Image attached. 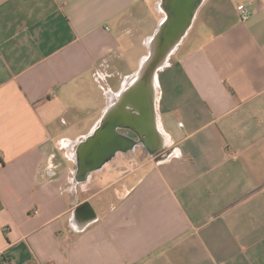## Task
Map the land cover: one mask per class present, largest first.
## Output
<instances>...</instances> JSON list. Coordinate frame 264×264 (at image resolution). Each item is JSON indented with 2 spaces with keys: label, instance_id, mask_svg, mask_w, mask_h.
Segmentation results:
<instances>
[{
  "label": "crops",
  "instance_id": "obj_1",
  "mask_svg": "<svg viewBox=\"0 0 264 264\" xmlns=\"http://www.w3.org/2000/svg\"><path fill=\"white\" fill-rule=\"evenodd\" d=\"M149 1L0 0V264H264V0H203L156 73L158 151L75 180Z\"/></svg>",
  "mask_w": 264,
  "mask_h": 264
},
{
  "label": "water",
  "instance_id": "obj_2",
  "mask_svg": "<svg viewBox=\"0 0 264 264\" xmlns=\"http://www.w3.org/2000/svg\"><path fill=\"white\" fill-rule=\"evenodd\" d=\"M203 0H159L163 16L147 40V54L125 81L114 102L110 103L96 128L80 142L76 150L77 182L89 172L102 168L112 158L143 145L154 155L159 148L153 143L155 122V78L192 24ZM120 129L133 133L125 134ZM80 210H83L80 214ZM85 210V211H84ZM77 212L95 217L85 202Z\"/></svg>",
  "mask_w": 264,
  "mask_h": 264
},
{
  "label": "rangeland",
  "instance_id": "obj_3",
  "mask_svg": "<svg viewBox=\"0 0 264 264\" xmlns=\"http://www.w3.org/2000/svg\"><path fill=\"white\" fill-rule=\"evenodd\" d=\"M158 1L159 0H150L149 3V9L147 11L143 12V17H137L136 20H133L132 22H127L124 24L125 29L127 30L125 32V36L129 37H137V40L134 42H131L129 45H133V49H130L129 47H124L123 51L132 54L134 57L137 55L143 54V57L146 56V47L144 46L147 43L148 38L152 35V26H155V23L157 19L161 18L163 16L161 10L158 7ZM147 15V16H146ZM141 21H140V20ZM147 19V21H146ZM140 22V23H139ZM146 25H149V28L145 29ZM128 45V46H129ZM174 51V50H173ZM172 54V53H171ZM118 56L115 59V62L110 65H101L96 68V78L98 80L97 83H99L102 86V91L107 92L108 90L111 91L112 89L116 88L119 84L123 83L124 79L130 75L131 73H128V69H124L126 66V60L127 58ZM171 56V55H170ZM116 84V87L114 86ZM137 150V156L134 157L131 166L134 168L135 166H138L142 163V146L138 145L136 147Z\"/></svg>",
  "mask_w": 264,
  "mask_h": 264
},
{
  "label": "built area",
  "instance_id": "obj_4",
  "mask_svg": "<svg viewBox=\"0 0 264 264\" xmlns=\"http://www.w3.org/2000/svg\"><path fill=\"white\" fill-rule=\"evenodd\" d=\"M237 9H238V11H239V13H240V17H241L242 19H246V18H248V16H249L250 13H251V10L248 9V8H247L246 6H244L243 4H239V5L237 6ZM178 124H179V126L182 125L181 122L178 123Z\"/></svg>",
  "mask_w": 264,
  "mask_h": 264
}]
</instances>
